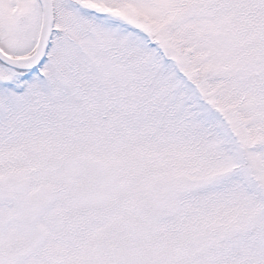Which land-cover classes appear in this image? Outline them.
<instances>
[{
  "label": "snow or ice",
  "instance_id": "obj_1",
  "mask_svg": "<svg viewBox=\"0 0 264 264\" xmlns=\"http://www.w3.org/2000/svg\"><path fill=\"white\" fill-rule=\"evenodd\" d=\"M0 264H264V0H0Z\"/></svg>",
  "mask_w": 264,
  "mask_h": 264
}]
</instances>
